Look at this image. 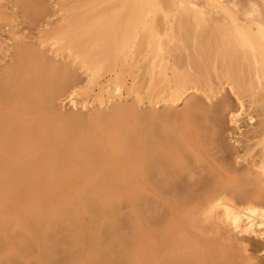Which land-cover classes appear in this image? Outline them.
Returning <instances> with one entry per match:
<instances>
[{"label": "bare ground", "instance_id": "1", "mask_svg": "<svg viewBox=\"0 0 264 264\" xmlns=\"http://www.w3.org/2000/svg\"><path fill=\"white\" fill-rule=\"evenodd\" d=\"M53 2L52 13L45 0H0V264H52L59 244H68L67 264H90L74 250L81 244L101 247L96 264H146L162 244L180 242V217L170 205L150 219L154 228L123 216L139 183L173 186L182 204L201 205L206 227L264 239V194L228 197L224 184L208 185L227 183L217 178L223 165L192 155L203 132L220 139L229 116L237 129L229 156L264 183V0ZM26 20L31 27L21 26ZM91 88L93 101L80 107L78 95ZM65 91L72 111L89 113L59 111ZM219 153L226 158L225 148ZM40 175L60 187L66 179L91 185L73 199L72 191L68 200L38 199L18 217L19 184L37 186ZM168 215L174 224L163 228ZM62 224L71 240L50 241L49 229ZM98 224L101 235L84 242Z\"/></svg>", "mask_w": 264, "mask_h": 264}, {"label": "rangeland", "instance_id": "2", "mask_svg": "<svg viewBox=\"0 0 264 264\" xmlns=\"http://www.w3.org/2000/svg\"><path fill=\"white\" fill-rule=\"evenodd\" d=\"M54 0H45L48 12H54L56 10V5L53 2ZM15 4L18 5L21 0H14ZM9 5V4H7ZM12 4H10L11 10ZM50 14V13H49ZM21 26L31 27L32 25L27 23V20L21 24ZM28 32V30H26ZM82 81L80 85L85 83L86 76L85 74L81 75ZM98 92V89L91 88L87 93H81L78 95L79 106L82 102L89 100L93 101V97ZM67 92L63 94L56 100L59 111L63 112H76V113H85L88 114V109L81 111L80 109L73 110L69 107L70 103L64 99ZM126 94V93H124ZM224 95V92L222 93ZM221 96V95H220ZM219 96V97H220ZM200 100L208 105L209 100H206L201 96ZM133 100L128 99L123 101L122 104H129ZM215 102V99H214ZM183 108V105H180L174 110V113L178 115L180 110ZM178 118V117H177ZM228 117L223 116V122L225 124V133H223L218 141L216 139H210L209 134L205 135L203 132V138L199 139L198 144H194L195 152L192 155L207 158L203 165H206L208 161H215L217 169L220 170L222 166L223 170L217 176L218 180L227 181V183H209L208 185H222L224 184V194L228 197L233 198L238 201L239 199L251 198L254 195H263L264 194V183L260 182V179L255 172V170H248L247 168L241 170L240 167L244 166L241 164H235L231 156V144L233 142L232 132L237 131L234 125L231 124ZM244 129L245 126H242ZM98 134V132H97ZM227 150L226 158L220 159L221 150ZM200 152V153H199ZM199 153V154H198ZM225 154V153H224ZM228 155V156H227ZM111 159V156H110ZM109 159V160H110ZM209 169H216L213 166ZM235 169L240 170V172H235ZM64 169L59 170L58 172H52V175H62ZM194 179H201L207 175V170L204 168L202 171L195 170ZM119 174H126L120 172ZM39 183L37 186H32V183L25 181L24 183L19 184L18 191L16 192L17 204L21 207L18 210V217L23 216V207H30V203L38 202V199L44 204L51 202L54 199L60 198L61 200H68L70 191H72L71 196L74 198L75 192L78 188H83L84 186L91 185L87 183L86 180H76L71 181L67 180L60 187V182L54 181L48 175H40ZM65 180V179H63ZM201 181V180H200ZM116 184V183H115ZM120 184V183H119ZM199 183H186V186L195 187ZM140 187V196L135 197L132 194L131 201H123L121 205V212L123 216H134L132 220L136 221L139 224H144L148 228H154L155 225L150 221V219L155 218L156 212L164 214L168 212V206H176L178 209V218H179V229H177V234L180 239V242L177 244H169L168 249L165 248L162 244L159 249L153 254V257L146 261V264H159L161 263V258L171 254L173 256V263L181 264L185 262L186 264H196L200 257H204L207 260V264H264V251L259 250L260 245L264 244V239L256 234H236L231 230H228L224 234L223 228L222 232L214 229V226H205V223L202 222L204 214L202 212L201 205L197 203L192 204H182L183 202V193H178L173 186L167 185L162 186L160 189L153 187L152 183H139ZM196 188V187H195ZM31 190V192H30ZM196 194V191L194 192ZM112 194V193H111ZM201 194V191H200ZM117 196L116 194L110 195V197ZM134 198L136 203L134 204ZM198 197H196L197 199ZM195 199V200H196ZM157 205V208L153 206ZM197 204V205H196ZM50 210V209H49ZM138 210V211H137ZM170 222L165 221L164 227L173 225L174 222L170 215L167 216ZM65 224L58 225L57 228H50L49 234L51 240H57L65 238L66 240H71L72 235L68 236L69 233L72 234L68 228L64 229ZM102 228L101 225H95L92 232L88 234L84 242H87L91 237L100 236L101 233L99 229ZM223 233V234H222ZM229 236V237H227ZM47 239V238H46ZM162 239L161 236H156L153 238L154 242H160ZM193 239V243H188V240ZM229 240V241H228ZM100 242V240H99ZM68 244H59L53 247L51 251V261L52 264H67V259L65 257V252L63 251ZM83 247V248H82ZM74 250L78 252L80 259L85 256V259L89 261L90 264H96V262L101 257V247H90L88 244H81L80 246H75ZM253 256L252 259L249 257ZM76 262H79V259H76ZM170 262V264H173Z\"/></svg>", "mask_w": 264, "mask_h": 264}]
</instances>
